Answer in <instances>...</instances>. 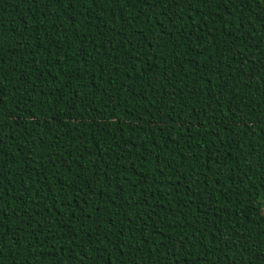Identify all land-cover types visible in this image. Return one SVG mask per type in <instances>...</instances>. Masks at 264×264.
<instances>
[{"label":"trees","instance_id":"obj_1","mask_svg":"<svg viewBox=\"0 0 264 264\" xmlns=\"http://www.w3.org/2000/svg\"><path fill=\"white\" fill-rule=\"evenodd\" d=\"M262 260L261 0H0V264Z\"/></svg>","mask_w":264,"mask_h":264},{"label":"snow or ice","instance_id":"obj_2","mask_svg":"<svg viewBox=\"0 0 264 264\" xmlns=\"http://www.w3.org/2000/svg\"><path fill=\"white\" fill-rule=\"evenodd\" d=\"M261 2L264 3V0H261ZM257 259H259V258H257ZM260 264H264V260H262V261L260 262Z\"/></svg>","mask_w":264,"mask_h":264}]
</instances>
